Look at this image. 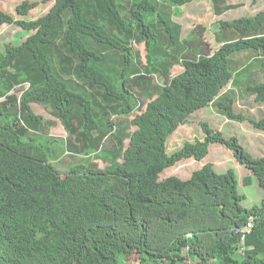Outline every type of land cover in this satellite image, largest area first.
I'll list each match as a JSON object with an SVG mask.
<instances>
[{"label":"trees","instance_id":"16d2710c","mask_svg":"<svg viewBox=\"0 0 264 264\" xmlns=\"http://www.w3.org/2000/svg\"><path fill=\"white\" fill-rule=\"evenodd\" d=\"M193 1L55 0L34 20L0 8V24L28 32L0 47V264H264V198L244 207L234 168L218 172L208 162L188 179L160 180L166 168L203 160L221 144L264 190V156L207 122L203 140L167 152L168 138L209 104L264 131V117L234 107L244 89L264 103V79H252L256 67L264 78V10L220 20L221 46L211 53L209 42L183 37L175 20ZM212 3L216 14L240 6ZM36 6L24 1L16 10L27 15ZM137 44H145V60ZM178 65L184 69L173 74ZM32 103L49 106L72 140L50 138L56 122ZM144 104L132 133L114 128L113 116ZM112 131L114 156L104 146ZM68 151L86 160L60 169L55 162ZM92 154L111 166L101 168ZM254 177L244 176L245 186ZM250 220L243 241L238 228Z\"/></svg>","mask_w":264,"mask_h":264},{"label":"rangeland","instance_id":"374dc122","mask_svg":"<svg viewBox=\"0 0 264 264\" xmlns=\"http://www.w3.org/2000/svg\"><path fill=\"white\" fill-rule=\"evenodd\" d=\"M24 1L36 2L37 6L31 9L27 15H20L16 8ZM227 1L232 4H239L240 6L227 10L223 14H216L212 0H197L184 4L180 8V16L175 17V20L182 24V36L186 37L189 34L187 39H190L191 42H195L197 39H201L203 42H209L212 49L211 53H213L221 46V43L217 42L215 38L216 32L219 30L220 20H231L241 16H252L264 10V0ZM54 2L55 0H0V8L12 15L15 19L34 20L46 14ZM191 33L192 36L190 37ZM27 36L28 32L22 31V28L15 24H0V47H3L6 43H20L26 39ZM135 49L140 51L142 58L145 60V44H137ZM238 57L243 58L246 62L250 58V54L244 52L239 54ZM183 69L182 65H178L173 68L172 72L173 74H177ZM252 74V79L255 82L264 79L262 70L259 67L254 68ZM24 86L25 88L29 87L28 83H25ZM21 88L22 86H18L16 90L19 92ZM228 88H230V86H228ZM80 90L87 95L93 92L90 88L80 87ZM244 92L245 89L241 91L244 95L242 99L237 97L238 100L234 105L235 110L255 119L264 117V103L256 102L254 96H250ZM31 105L36 114H40L46 119L56 122L49 129L48 136H50V138L63 139L69 142L72 140L62 120L54 116L49 106L40 103H32ZM145 107L146 104L142 105L141 108H136L135 111L129 115L113 116V121L118 123L117 127L114 125V128L120 129L125 126L127 130L132 133L136 128V126L131 124L132 119L136 114L141 113ZM202 122H207L211 127L223 131L227 137H238L241 144L254 156L260 157L264 155V131L253 128L247 121H230L226 116H223L217 108L211 106V104L194 112L185 124L177 128L167 140V152L169 154L176 152L182 148L186 141L194 142L198 139L203 140L205 138V133L202 128ZM112 133L110 137L106 138L107 140L104 146L109 150L108 153L114 156L117 152L112 145L111 138L114 136V132L112 131ZM72 138L74 139V137ZM128 143L129 139H126L125 144L127 145ZM89 159L97 162L101 168L109 167L112 164L110 159H101L99 156L96 158L94 154L89 156ZM85 160V156L81 154L72 155L68 151L65 154H61L60 159L56 161L55 164L60 169L66 170L73 164H80ZM208 162H212L218 172H225L228 168H234L239 183V192L247 196V198L242 201V205L246 208H250L255 204L260 205L264 198V190L259 186L256 177H254L252 171L245 166H239V163L234 157V152L221 144H211L209 147V154L203 160L197 161L194 158L184 159L174 164V166L166 168L160 174V180L171 175H176L182 179H188L194 170L201 168ZM246 175H252V177H254L250 186H245L244 184L243 178ZM130 263H132V261H130Z\"/></svg>","mask_w":264,"mask_h":264},{"label":"built area","instance_id":"2783aa9c","mask_svg":"<svg viewBox=\"0 0 264 264\" xmlns=\"http://www.w3.org/2000/svg\"><path fill=\"white\" fill-rule=\"evenodd\" d=\"M252 226H253V221L250 220L247 222L245 226L238 228V232L242 234L241 239L243 241L245 239V236L251 232ZM243 250H244V247H241L240 252H243Z\"/></svg>","mask_w":264,"mask_h":264},{"label":"clouds","instance_id":"9594fccd","mask_svg":"<svg viewBox=\"0 0 264 264\" xmlns=\"http://www.w3.org/2000/svg\"><path fill=\"white\" fill-rule=\"evenodd\" d=\"M52 6H53V5H52ZM52 6H51V7H52ZM49 10H50V9H49ZM263 156H264V155H263ZM260 157H261V156H260ZM168 168H169V167H168ZM163 171H164V170H163ZM161 173H162V172H161ZM161 173H160V174H161ZM175 176H176V175H175ZM190 176H191V175H190ZM165 178H166V177H165ZM187 236H190V234H188ZM189 263L192 264L191 261H190Z\"/></svg>","mask_w":264,"mask_h":264},{"label":"crops","instance_id":"0c3cea01","mask_svg":"<svg viewBox=\"0 0 264 264\" xmlns=\"http://www.w3.org/2000/svg\"><path fill=\"white\" fill-rule=\"evenodd\" d=\"M238 165L241 166V167L243 166V165H241L240 163H239Z\"/></svg>","mask_w":264,"mask_h":264}]
</instances>
